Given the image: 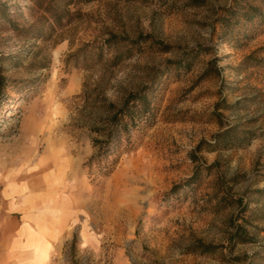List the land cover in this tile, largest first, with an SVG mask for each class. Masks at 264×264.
<instances>
[{
	"label": "rangeland",
	"instance_id": "1",
	"mask_svg": "<svg viewBox=\"0 0 264 264\" xmlns=\"http://www.w3.org/2000/svg\"><path fill=\"white\" fill-rule=\"evenodd\" d=\"M63 2L0 0V169L20 150L36 206L75 212L51 264H264V25L244 15L260 3ZM142 88L153 116L99 177L92 130ZM228 125L255 139L212 152Z\"/></svg>",
	"mask_w": 264,
	"mask_h": 264
},
{
	"label": "crops",
	"instance_id": "2",
	"mask_svg": "<svg viewBox=\"0 0 264 264\" xmlns=\"http://www.w3.org/2000/svg\"><path fill=\"white\" fill-rule=\"evenodd\" d=\"M13 151L0 169V264H51L75 212L58 204L57 196H49L43 209L36 206L32 171L18 161L20 150Z\"/></svg>",
	"mask_w": 264,
	"mask_h": 264
},
{
	"label": "trees",
	"instance_id": "3",
	"mask_svg": "<svg viewBox=\"0 0 264 264\" xmlns=\"http://www.w3.org/2000/svg\"><path fill=\"white\" fill-rule=\"evenodd\" d=\"M55 2L57 0H50ZM66 5L73 4L76 0H62ZM83 3H90L98 0H81ZM121 1V0H119ZM260 3V6H248L245 12L246 20L253 21L256 19V23L259 25H264V0H253ZM237 0H234L233 5L225 9L230 15L236 16L238 12H234L235 4ZM237 8V7H236ZM242 9H239L241 11ZM234 13H233V12ZM57 13V10H55ZM261 23V24H260ZM109 43V41L107 42ZM200 54V50L196 49L188 54H185L186 61L190 60L191 63ZM180 65H185L186 69L190 68V64L185 62H178L175 67ZM181 67V66H180ZM183 68V67H182ZM6 80L3 76H0V96L3 94L6 88ZM148 91L149 89L142 88L135 92L128 93L122 100L119 107H116L112 103L106 104V112L102 116L101 128H95L92 130L98 138L92 140V146L95 148V154H93L89 160L84 164V167H91L92 165L96 167L97 176L108 177L115 166L119 162V159L123 152L131 151L132 144L130 142L129 126L135 125L136 119H145L149 121L153 116V109L151 108V101H148ZM122 135H124V142ZM255 136H252L250 132L241 131L238 132L235 126L228 125L222 131L213 135L211 142L207 143L208 149L212 152L216 149H242L248 146ZM201 146L198 145L197 148ZM194 161V160H192ZM211 166H207V170ZM200 173V167L196 166L192 175L185 181L186 185H192ZM174 186L173 189H175ZM237 237L232 238V242L236 240ZM204 252L211 251L209 246H200ZM70 251L74 253L75 251V240L70 243Z\"/></svg>",
	"mask_w": 264,
	"mask_h": 264
}]
</instances>
